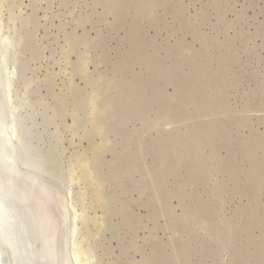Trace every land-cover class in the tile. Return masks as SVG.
Returning <instances> with one entry per match:
<instances>
[{"label":"rangeland","instance_id":"rangeland-1","mask_svg":"<svg viewBox=\"0 0 264 264\" xmlns=\"http://www.w3.org/2000/svg\"><path fill=\"white\" fill-rule=\"evenodd\" d=\"M0 16L83 264H264V148L257 170L247 150L264 143V0H5Z\"/></svg>","mask_w":264,"mask_h":264},{"label":"bare ground","instance_id":"bare-ground-1","mask_svg":"<svg viewBox=\"0 0 264 264\" xmlns=\"http://www.w3.org/2000/svg\"><path fill=\"white\" fill-rule=\"evenodd\" d=\"M4 3L5 0H0V6H3ZM137 21L138 20L136 18L132 20V24H133L132 29L134 30L133 34H136L135 32H138ZM0 30H1L2 39L5 42H7V45H9L10 47V54L7 62L6 71L8 76L10 77L9 97H10L12 109L15 113V128L16 130H18V128H21L23 133H25L26 136L28 137L27 148L29 150V156L31 160L37 164V167L43 173L45 177L43 185L47 189L48 196L51 199V204H49V206L47 207L48 209L44 207V210H46L49 213L50 216V218L48 217L49 222L52 220L54 224L57 225L58 222L60 221L58 220V215L60 210L59 206L62 207L61 209L64 210L65 218L68 222L67 227H68V236L70 240V242L68 243V252H67L68 258L70 259L71 264H83L84 262L81 260L82 255L79 253L77 246H75L77 245L75 243V239L77 237V229H78L77 228L78 214L75 212L72 206L70 207L67 205L68 202H66L65 196H64L65 199H63L59 197V195H57V193L61 192V190H58V192H56L55 190L56 187L54 188V186L50 183L47 177L48 174L46 172L47 170L43 166L44 162L38 158L39 156L37 157L34 155V151L32 148V145L34 144L33 142L31 143L32 138L30 136L31 135L30 129L26 127L24 124H22L23 119L21 120L16 113L18 110H20V107H22L23 103H20V101L18 102V104L15 105H14L15 102L13 103V100L15 99L13 88H14V84L16 83L15 80L17 78L15 69L17 67L14 66L15 65L14 63H13L14 65H12L11 62L13 61L12 60L13 46L15 45V43L12 37H10L7 34L4 26V21L2 20L1 16H0ZM0 49L2 50L1 46ZM1 129L2 128L0 127V130ZM5 133L7 132L3 128L2 134ZM4 139L11 140L8 136ZM5 142L7 144V141ZM5 142L0 138V246H1L0 251L2 255L6 256L8 261L7 264H57L49 248L41 252H37L33 248V241L37 236V229H36L37 226H36L35 218L33 217V211L30 210L31 208H33V203L30 202V200L32 199L35 201L39 200L38 198L39 194L36 192L29 193V190L27 189L28 185L25 181V178H22L21 174H18L17 177H14L13 175L9 174V169L5 162L6 157L4 156V154L6 153L4 152ZM258 148H260V150L263 149L264 143L258 144L255 142H250L247 145L248 156L253 162L256 163L257 165V167H255L256 170L258 169L257 162H259L260 159V157L258 159V151H257ZM8 151L10 152V150ZM9 154L10 153L7 152L6 156H9ZM86 171L88 170H83L85 175L87 174ZM234 175H235L234 172H232L231 176L234 177ZM89 262L90 260L87 259L86 263L88 264Z\"/></svg>","mask_w":264,"mask_h":264},{"label":"water","instance_id":"water-1","mask_svg":"<svg viewBox=\"0 0 264 264\" xmlns=\"http://www.w3.org/2000/svg\"><path fill=\"white\" fill-rule=\"evenodd\" d=\"M0 138L5 142L4 156L6 157L5 162L9 169V174L17 177L21 174L22 178H25L27 183V189L30 192H36L39 194V200H30L33 203V217L36 221L37 236L33 241V248L37 252L44 251L49 248L51 254L54 256L57 264H71L68 258V243L70 242L68 236L67 220L65 218V212L59 206V215L57 225L51 220L49 222V213L44 210V207H48L51 204V199L48 196L47 189L44 184V175L41 170L37 167L30 156L28 145V137L25 133L18 128H15V113L12 109L9 89L10 82L7 74V62L10 54V47L2 39L0 30ZM3 128L7 133H3ZM9 137L11 140H5L4 138ZM11 142V143H10ZM10 150V152L8 150ZM10 153L9 156L6 154ZM9 177V176H8ZM27 178V179H26ZM14 179V178H11ZM27 196V195H26ZM48 209V208H47ZM57 211V210H56ZM1 249V246H0ZM6 256L2 255L0 251V264H7Z\"/></svg>","mask_w":264,"mask_h":264}]
</instances>
